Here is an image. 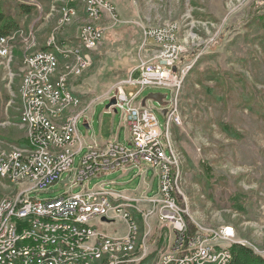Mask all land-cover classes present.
Instances as JSON below:
<instances>
[{
  "label": "rangeland",
  "instance_id": "374dc122",
  "mask_svg": "<svg viewBox=\"0 0 264 264\" xmlns=\"http://www.w3.org/2000/svg\"><path fill=\"white\" fill-rule=\"evenodd\" d=\"M70 1L0 0L6 20L19 25L9 38L8 53L0 50V153L28 145L27 130L20 122L25 56L43 50L52 38L59 43H75L78 31L86 25L105 28V35L92 53V63L78 75L69 74V88L79 102L61 109L56 119L62 123L70 117L85 116L78 124L82 134H86L84 123L90 119L89 136L106 141L119 134L125 143L124 129L119 131L121 111L112 110L116 103L108 109L107 97H113L131 75L138 79L139 66L152 59L153 41L147 38L146 30L176 21L180 26L177 38L181 50L186 51L182 61L186 72L179 93L180 124L171 127V140L179 158L177 190L186 223L205 234L230 228L234 243L264 257V0H109L112 13L99 20L88 18L78 0H74L77 13L66 16L63 7ZM21 4L34 8L22 13ZM63 69L61 62L59 71ZM124 88L137 92L140 86L126 84ZM150 93L170 91L147 87L138 100ZM154 105L165 129L161 104L154 101ZM84 153L76 156V167ZM120 174L95 176L87 185L92 189L101 181L116 180L106 189L126 192L134 191L143 179ZM152 176L149 168L144 178L150 181ZM3 179L0 177V204L22 193L48 199L81 189L70 191L67 174L43 191H30L31 183L13 184ZM158 184L156 179L147 197L158 194ZM123 209L138 224L141 238L144 228L155 225L154 216L147 221L131 205ZM110 222L93 223L110 236L125 235L127 224L122 218ZM156 226L163 235L159 241L163 253L174 232L160 228V223ZM161 252L155 251L150 263L160 264Z\"/></svg>",
  "mask_w": 264,
  "mask_h": 264
},
{
  "label": "built area",
  "instance_id": "2783aa9c",
  "mask_svg": "<svg viewBox=\"0 0 264 264\" xmlns=\"http://www.w3.org/2000/svg\"><path fill=\"white\" fill-rule=\"evenodd\" d=\"M83 1L90 3L94 20L112 13L113 6L109 0ZM63 11L65 15L73 12V5L69 4V8H64ZM175 31L176 21H167L148 28L146 36L153 41L152 59L139 66L141 73L138 79L131 75L113 97H107L108 100L116 99L112 110L116 108L121 111V119L129 131V143L120 142L117 134L102 144L95 140L89 142L87 135L82 134L78 128L80 120L85 116L59 123L56 118L60 108H63L65 100L71 98L68 97V85H65V91L56 92L52 79L49 78L51 62H59L51 61L53 43L47 44L43 50H38L32 56H26L29 66V112L34 121L33 136L27 137V147L19 146L4 151V155H0V161H4V167L11 173V179H19V184L31 183L33 186L30 191L48 189L65 174L69 180L70 191L80 186L81 189L75 194L66 192L48 199L32 198L28 193H22L17 198L9 197L6 205H0V233H7V240H0V264H34V260H41L36 256L38 247L51 248L53 255H57L59 260L66 257V251H71V247L78 246H88V251H92L95 256H98V252H106V261L102 264H136L139 235H136L127 210L123 209V200H130L133 209L141 212L146 220L154 216L174 232L175 246L160 256L161 264H201V255L207 249H213L214 243H221L224 253L214 251L212 264L230 262V247L234 243L231 229L206 234L197 231L200 237L195 235L189 238L186 215L179 200V190L175 186L174 165L167 153L163 127L156 114L154 100L147 99L145 104V98L138 100L147 87L168 89L170 94H166L163 99L160 111L166 116V123L180 124L179 93L183 86H178V79L186 65L182 62L186 51L179 49L180 39L175 38ZM104 35V31L95 32V27H90L86 32L76 35L75 43L60 42L68 57V66H64V69L78 71V67L90 63L92 53ZM81 41H88V50H79ZM55 42L58 41L55 39ZM10 49L9 39L0 37L2 53H7ZM61 78L65 83V78L69 77ZM126 84L139 85L140 89L137 92H127L124 88ZM40 90L52 92V101H45V97H40ZM84 150L80 165L76 167V156ZM147 167L154 170L159 182L158 194L152 198L147 197L152 189L150 184L144 186L139 197H127L112 190L110 194H103V187L115 184L116 180L101 181L92 189L87 185L95 176L114 172L128 173L136 170L144 177ZM113 200H120L119 209H111ZM144 204L151 208L144 209ZM42 215H51V221H55L57 215H67L68 223L55 231L54 236H47L45 228L50 227V223H41ZM117 217L127 224V233L123 236L112 237L96 229H69L70 220L105 222ZM14 218L25 221V228L5 231V224H14ZM25 231H33V238H25ZM51 240H59V247H51Z\"/></svg>",
  "mask_w": 264,
  "mask_h": 264
},
{
  "label": "bare ground",
  "instance_id": "6f19581e",
  "mask_svg": "<svg viewBox=\"0 0 264 264\" xmlns=\"http://www.w3.org/2000/svg\"><path fill=\"white\" fill-rule=\"evenodd\" d=\"M78 1L83 5L86 16L90 19H94V16H91L90 3H87L83 0H78ZM69 4L73 5V12H67V15L71 14V17H72V15L77 13V6L74 0H71L69 3L64 4L63 9L69 8ZM90 27L92 26L86 25L82 27L78 31V34H81V32H86V30H88V28ZM104 29L95 28V32H103ZM176 29H177V32H179L180 26L178 25L177 22H176ZM10 37L11 35L7 37H2V39H9ZM175 38H177L176 31H175ZM49 43H53V49L51 50V61H59L60 63L62 62L64 66H68V57H67V54L64 53L63 51L62 43L55 42L54 38L50 39L47 42V44ZM179 49L181 50L180 42H179ZM79 50H88V41H81V43H79ZM36 52L28 53L26 56H32ZM26 56L24 59V63H25L24 78L20 86V92L22 93V96H23V105H22L23 110L21 112L20 122L23 126H25L27 130V137H32L33 131H34V121H32V115H30V112H29V102H28V92H27V86L29 84V66H27V63H26ZM59 62H51V65L49 68V78L52 79L53 89L56 90V92L65 91V85H68V97H70L71 100L64 101L63 103V108H64L66 106L75 105L76 103L79 102V100L69 88V78H65V83H64L61 77H68L69 74H76V75L80 74L82 70L88 64L92 63V60L90 63L83 64L81 65V67H78V71H74V69H63L64 70L63 72L59 71V68H60ZM185 72H186V68L181 70L179 79H178V86H181L183 82V78L185 76ZM40 97H45V101H52V92H47V90H40ZM63 108H60V111ZM60 111H59V114H60ZM67 121H63L62 123H66ZM173 124L174 122L166 123L165 129H163V136H164V140L166 143L167 153H169V156H170V162L173 163L174 165L173 176H174L175 186L177 190L178 189V178H179L180 173H179V164H178L179 158H177L175 154V150L173 148V144L171 140V136H172L171 127L173 126ZM14 148H19V146H15ZM0 155H4V151L0 153ZM0 176L6 179L9 183L19 184V179H11V173L7 171L6 167H4V161H0ZM103 194H110V190L106 189V187H103ZM7 203H8V198L3 204H0V205H6ZM129 205L133 206V203H131L130 200L128 202L126 201L123 203V208ZM119 207H120V203L114 204L113 201L111 202V209H119ZM127 216L131 217L132 226H135V232H136V235H138L139 233L138 224L136 223V221L130 215L129 212H127ZM41 223H50V227L45 228V235L54 236L55 231H59L62 226L68 223V216L67 215H57L55 216V221H51V215H42ZM15 228L24 229L25 221H21V218H14V224H5V231H15ZM69 229L91 230V229H96V227L94 223L91 221H88V219H74V220L69 221ZM227 229H230V228H227ZM96 231H99V230L96 229ZM99 232H102V231H99ZM25 238H33V231H25ZM0 240H7V233H0ZM51 247H59V240H51ZM0 248H2V241H0ZM214 251H217V253H224V246H221V243H214L213 249H207L201 255V264H212L213 259H214ZM105 254L106 252H98V256H95V254H93L92 251H88V246H78V247H71V251H66V257H61L58 260V256L53 255V251L51 248L38 247V249H36V256H37V259H41V260H34V264H44V262H50V264H81V262H85V264H93L95 263V260L99 261V264H102L103 261H106ZM140 262L141 260L136 258V264H140Z\"/></svg>",
  "mask_w": 264,
  "mask_h": 264
},
{
  "label": "crops",
  "instance_id": "0c3cea01",
  "mask_svg": "<svg viewBox=\"0 0 264 264\" xmlns=\"http://www.w3.org/2000/svg\"><path fill=\"white\" fill-rule=\"evenodd\" d=\"M45 48V47H44ZM44 48H42V49H44ZM89 116H91V111H90V113H89ZM85 124V126H86V128H87V131H86V134L85 135H87V137H88V141L89 142H91V141H97L98 143H104V142H106V141H108V140H106V141H104V140H100L99 138H97V137H91V135L89 136L88 135V130H90L91 129V121H90V119H88V121H87V123H84ZM121 129H124V140L126 141L125 143H129V139H130V135H129V131H128V129H127V127H126V125L124 124V122H123V120L122 119H120V127H119V131L121 130ZM118 135V139H119V141H120V137H119V134H117ZM121 142V141H120ZM124 143V142H123ZM148 169H149V167H147ZM148 169H147V171H148ZM153 170V169H152ZM129 174H132L133 175V177L135 178V177H137V176H141L136 170H132V171H130V172H128V173H121L120 174V176H127V175H129ZM147 174V173H146ZM146 176V175H145ZM144 176V177H145ZM143 177V179H142V181H140L136 186H135V190L134 191H126V192H120V193H122L124 196H127V197H139V195H140V193H141V191H142V189L144 188V186L146 185V184H150L151 186L153 185V183H154V181L157 179V181H158V177L155 175V172H154V170H153V176L151 177V180L149 181V180H146L145 178ZM159 183V182H158ZM137 195V196H136ZM128 202L129 200H123V203L124 202ZM113 202L114 203H120V200H113ZM149 219V218H148ZM148 219H147V221H148ZM109 223H111L110 221H105V222H101V224H109ZM161 224V227L160 228H164V227H168V226H166L165 224H163L162 222H160V221H158L156 218H155V225H153V226H151V225H149L147 228H144V234H143V236H142V238L140 237V239L138 240V245H137V251H136V257L138 258V259H140L141 261H143V259L145 258V257H147L148 255H150V254H152V253H154L155 251H160L161 252V250H162V248H161V244L159 243V241H160V238H162V236L163 235H161L160 233H158L157 232V230H156V228H157V226H156V224ZM169 228V227H168ZM100 231V230H99ZM102 232H104V231H102ZM105 233V232H104ZM127 233V232H126ZM125 233V234H126ZM141 234V233H140ZM108 235V234H107ZM124 235V234H123ZM123 235H118V236H112V237H119V236H123ZM110 236V235H109ZM175 240H176V238H175V234H174V236H170L169 237V243H168V247H167V249L164 251V252H166V251H168L171 247H174L175 246ZM163 252V253H164ZM162 252H161V255L163 254Z\"/></svg>",
  "mask_w": 264,
  "mask_h": 264
},
{
  "label": "trees",
  "instance_id": "16d2710c",
  "mask_svg": "<svg viewBox=\"0 0 264 264\" xmlns=\"http://www.w3.org/2000/svg\"><path fill=\"white\" fill-rule=\"evenodd\" d=\"M33 8H34L33 5L21 4L19 6V10L22 13L24 12L30 13L32 12ZM17 30H19L18 22L15 20H6L5 14L2 11H0V37L10 36ZM3 180L7 181L6 179ZM140 233L142 234L141 230ZM141 234H139V237H141ZM195 235L197 236V238L200 237L199 235H197L196 229H194L189 225L188 227L189 238L195 237ZM230 251H231V260L228 264H264V257L255 253L254 250L250 247L244 246L242 244L234 243L230 247ZM154 256L155 253L148 255L143 259V261L140 262V264H152L150 262L153 261Z\"/></svg>",
  "mask_w": 264,
  "mask_h": 264
},
{
  "label": "water",
  "instance_id": "95a60500",
  "mask_svg": "<svg viewBox=\"0 0 264 264\" xmlns=\"http://www.w3.org/2000/svg\"><path fill=\"white\" fill-rule=\"evenodd\" d=\"M176 68H174V70H175ZM166 97V94H163V93H150V94H148L146 97H145V99H144V101H143V104H145V101L147 100V99H153L154 101H157L159 104H163V99ZM116 103V100L113 98V99H111V100H109V103L107 104V108L109 109V108H111L114 104ZM114 111L115 112H117V109L115 108L114 109ZM164 113L166 112V110H164L163 111ZM103 220H107L106 218H103Z\"/></svg>",
  "mask_w": 264,
  "mask_h": 264
}]
</instances>
